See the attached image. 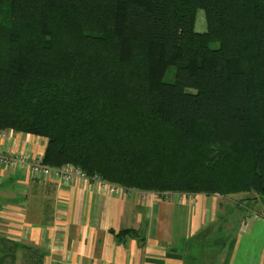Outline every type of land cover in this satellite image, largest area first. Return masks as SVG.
<instances>
[{"label": "trees", "instance_id": "trees-1", "mask_svg": "<svg viewBox=\"0 0 264 264\" xmlns=\"http://www.w3.org/2000/svg\"><path fill=\"white\" fill-rule=\"evenodd\" d=\"M186 27L188 57L177 36ZM9 131L46 139L45 165L127 190L260 201L264 0H0Z\"/></svg>", "mask_w": 264, "mask_h": 264}, {"label": "crops", "instance_id": "crops-1", "mask_svg": "<svg viewBox=\"0 0 264 264\" xmlns=\"http://www.w3.org/2000/svg\"><path fill=\"white\" fill-rule=\"evenodd\" d=\"M4 135L5 154L43 159L46 139ZM247 195L111 192L97 181L0 165V264H264L263 210H240L258 201ZM130 229L144 241L118 238ZM214 234L225 237L213 238L217 257H193L192 241L211 242Z\"/></svg>", "mask_w": 264, "mask_h": 264}, {"label": "rangeland", "instance_id": "rangeland-1", "mask_svg": "<svg viewBox=\"0 0 264 264\" xmlns=\"http://www.w3.org/2000/svg\"><path fill=\"white\" fill-rule=\"evenodd\" d=\"M86 30L90 32H101L102 31L100 28L94 27V26H86ZM206 30H207V19H206L205 11L198 10L197 16H196V24H195L193 31L197 33H203ZM191 34H192V30L191 28H188V27L181 28L177 32L178 40L183 49L184 57H188L190 53ZM119 44H120V41L119 39H117L112 49L114 51H117V49H119ZM176 79H177V69L175 67H172L166 74V77L164 78V82L174 83ZM247 196H248L247 194L237 195L238 199H241L242 197H247ZM241 206L242 207H240V210H242L245 213H247L248 211H252L253 209L264 210V205L262 204L261 201L249 202L247 200ZM210 238H212L211 242H204V241L197 242V240L192 241V243L190 244V253L193 255V257H204V258L217 257V254L219 252L218 250L221 246H219L218 243H214L213 238L218 239V241H221L225 237L223 236V234H214L213 236H210Z\"/></svg>", "mask_w": 264, "mask_h": 264}, {"label": "built area", "instance_id": "built-area-1", "mask_svg": "<svg viewBox=\"0 0 264 264\" xmlns=\"http://www.w3.org/2000/svg\"><path fill=\"white\" fill-rule=\"evenodd\" d=\"M5 137L4 132H0V140ZM0 165L13 169L17 168L19 165H25L31 171L32 174L36 176H54L61 178L65 181H70L74 178H81L84 180H91L99 182L102 187H108L111 192H115L119 189L116 185H111L103 181L100 177L94 176L90 177L82 170L72 166L67 165L61 168H53L47 166L43 163V159H33L27 155L19 154H5V152L0 148ZM121 188V187H120ZM181 199L189 197L188 194H178Z\"/></svg>", "mask_w": 264, "mask_h": 264}, {"label": "water", "instance_id": "water-1", "mask_svg": "<svg viewBox=\"0 0 264 264\" xmlns=\"http://www.w3.org/2000/svg\"><path fill=\"white\" fill-rule=\"evenodd\" d=\"M260 201H261L262 204L264 205V198H260Z\"/></svg>", "mask_w": 264, "mask_h": 264}]
</instances>
